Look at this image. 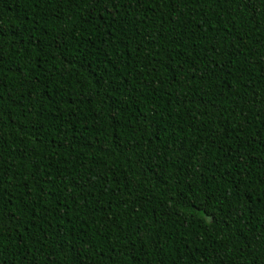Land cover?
Wrapping results in <instances>:
<instances>
[{
	"label": "trees",
	"instance_id": "trees-1",
	"mask_svg": "<svg viewBox=\"0 0 264 264\" xmlns=\"http://www.w3.org/2000/svg\"><path fill=\"white\" fill-rule=\"evenodd\" d=\"M0 264H264V0H0Z\"/></svg>",
	"mask_w": 264,
	"mask_h": 264
}]
</instances>
